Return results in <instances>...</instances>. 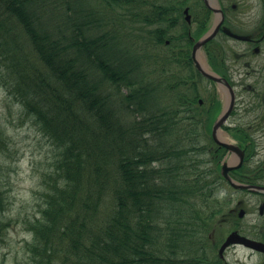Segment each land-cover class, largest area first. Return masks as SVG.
<instances>
[{"label":"trees","instance_id":"trees-1","mask_svg":"<svg viewBox=\"0 0 264 264\" xmlns=\"http://www.w3.org/2000/svg\"><path fill=\"white\" fill-rule=\"evenodd\" d=\"M155 1L0 0V37L8 38L9 24L32 53L16 76L0 51V86L58 150L49 191L26 223L25 261L16 264L201 257L196 220L210 204L191 157V123L172 117L190 108L191 73L172 57L164 64L173 72L165 73L161 56L146 51L157 40L149 32L160 17ZM165 91L175 94L160 106ZM6 141L0 127V156ZM4 193L0 175V243L10 226Z\"/></svg>","mask_w":264,"mask_h":264},{"label":"flooded vegetation","instance_id":"flooded-vegetation-1","mask_svg":"<svg viewBox=\"0 0 264 264\" xmlns=\"http://www.w3.org/2000/svg\"><path fill=\"white\" fill-rule=\"evenodd\" d=\"M154 5L160 10L156 46L163 43L165 59L191 73L190 108L174 117L191 123V157L211 200L205 219L196 220L204 228L196 233L201 257L172 261L264 264V0Z\"/></svg>","mask_w":264,"mask_h":264},{"label":"rangeland","instance_id":"rangeland-1","mask_svg":"<svg viewBox=\"0 0 264 264\" xmlns=\"http://www.w3.org/2000/svg\"><path fill=\"white\" fill-rule=\"evenodd\" d=\"M4 29L10 35L8 38L0 37L3 40L0 43V51L9 57L11 67L8 72L18 76V68L21 69V63L25 60L21 58L23 56L30 58L32 53L21 32L9 24H6ZM25 63L29 66L33 62L27 59ZM37 68L35 65L32 71ZM13 78L15 77L11 76V79ZM240 91L241 97L245 98L247 94ZM158 100L156 99L158 105L161 106L162 102L164 104L163 93ZM113 112H116V116L123 113L121 99L114 105ZM24 113L0 86V127L7 138L0 156V175L8 203L7 218L3 223L5 225L6 222L10 223L7 237L0 243V264L25 261L22 250L24 243L30 240V235L26 233V223L37 214L43 195L49 191L46 187L48 182L46 173L58 154L55 144L44 135L40 126Z\"/></svg>","mask_w":264,"mask_h":264},{"label":"water","instance_id":"water-1","mask_svg":"<svg viewBox=\"0 0 264 264\" xmlns=\"http://www.w3.org/2000/svg\"><path fill=\"white\" fill-rule=\"evenodd\" d=\"M212 36H210L209 38H211ZM209 38H207L206 40H208ZM206 40H204L202 43H204ZM211 78V77H210ZM232 102H233V99L231 98V103H230V107L228 106V108H227V110H226V112L224 113V117H226L227 116V114L230 112V108H232ZM223 117V118H224ZM223 118H222V120L221 121H219V122H217L216 123V126L218 125H220L221 123H222V121H223Z\"/></svg>","mask_w":264,"mask_h":264},{"label":"bare ground","instance_id":"bare-ground-1","mask_svg":"<svg viewBox=\"0 0 264 264\" xmlns=\"http://www.w3.org/2000/svg\"><path fill=\"white\" fill-rule=\"evenodd\" d=\"M198 255H200V252L198 253Z\"/></svg>","mask_w":264,"mask_h":264}]
</instances>
